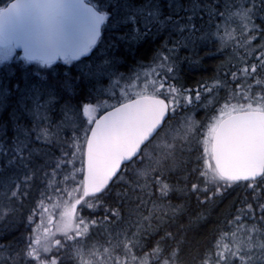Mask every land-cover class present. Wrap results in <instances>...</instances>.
Returning a JSON list of instances; mask_svg holds the SVG:
<instances>
[{
    "label": "snow or ice",
    "instance_id": "snow-or-ice-1",
    "mask_svg": "<svg viewBox=\"0 0 264 264\" xmlns=\"http://www.w3.org/2000/svg\"><path fill=\"white\" fill-rule=\"evenodd\" d=\"M173 8L183 38L86 131L0 144V239L20 233L0 244V264H264V0ZM204 48L228 54L224 71L186 87L181 61L195 70ZM238 189L212 238L196 240L212 222L198 209Z\"/></svg>",
    "mask_w": 264,
    "mask_h": 264
},
{
    "label": "trees",
    "instance_id": "trees-1",
    "mask_svg": "<svg viewBox=\"0 0 264 264\" xmlns=\"http://www.w3.org/2000/svg\"><path fill=\"white\" fill-rule=\"evenodd\" d=\"M8 1L0 0V7ZM87 1L107 15L99 43L94 48L91 56L86 57L91 62L96 56V53L94 54L95 50L104 41L103 58L97 61L98 66H102L99 70L105 73L101 75L100 83L98 75L89 76V72L84 68H74V70H80L77 72L72 69L68 71L59 69L58 75L50 76L47 81H39L40 79L34 81L29 78L25 79L23 70L17 66H14V68L1 66L0 144L5 146H12L16 143L26 145L36 138L42 129L55 128L61 125L62 122L66 121L65 117H68L67 124L74 127L61 132L69 135L73 131L80 133L78 131L82 129V119L79 114V108H74L77 111V117L68 115L73 106L75 107L79 102L86 103L88 98L93 96V91L97 86L102 84L101 81H109L108 77L114 78L118 71L126 72L128 68L135 66L137 62L149 61L155 53L164 50L166 44L170 47L172 41L183 38L180 29L174 23L175 17L173 13L175 9L173 4L176 0ZM165 7L168 9L167 13L164 12ZM197 47L199 48L200 45H197ZM199 54L204 59L195 66V70L188 66L187 60L181 61L182 75L187 81L186 87H195V81L202 76L212 77L217 71L223 72L221 68H218L223 61L219 60L220 55L214 57L205 56L206 54H211L210 48H204ZM181 55L185 56L187 54L182 52ZM86 59L84 61H87ZM9 69L12 73H9ZM30 85L35 86L31 93V96L33 94L32 99L36 98L39 90L46 92L44 97L48 99L46 102L49 106L47 111L40 112L41 110L37 109L35 101L25 92ZM45 98L41 97L39 101L37 100L39 108ZM33 107L39 111L38 113H42L45 116L42 125L38 126L39 123L35 124L33 122L32 118L34 115L31 114ZM238 193L244 194L242 189H238L237 192L232 193V196L219 204L214 211L211 210L212 205H206L204 209H198L202 213L204 220L210 219L212 222L207 223L206 229L200 236L195 238L196 240L203 244L212 238L213 232L217 227L215 221L217 219L223 220L224 216L231 210L230 205ZM237 206L239 207V205ZM84 214L87 215L88 210ZM19 234V231H14L11 235H7L6 240L0 239V244L11 241L13 235L19 236Z\"/></svg>",
    "mask_w": 264,
    "mask_h": 264
},
{
    "label": "water",
    "instance_id": "water-1",
    "mask_svg": "<svg viewBox=\"0 0 264 264\" xmlns=\"http://www.w3.org/2000/svg\"><path fill=\"white\" fill-rule=\"evenodd\" d=\"M0 13V38L25 60L43 63L90 56L104 23L86 0H9Z\"/></svg>",
    "mask_w": 264,
    "mask_h": 264
},
{
    "label": "rangeland",
    "instance_id": "rangeland-1",
    "mask_svg": "<svg viewBox=\"0 0 264 264\" xmlns=\"http://www.w3.org/2000/svg\"><path fill=\"white\" fill-rule=\"evenodd\" d=\"M4 6V5H3ZM2 6V7H3ZM0 7V9L2 8ZM106 14V13H105ZM102 42V41H101ZM101 44V43H100ZM98 45V44H97ZM105 43L104 41L102 42L101 46L99 45V48L95 50L94 54L96 53V58L94 57V59L90 62L88 59H86L87 61H84V59H81L79 61H76L77 63H73L71 60L69 59H65V60H59L57 62L54 63H43V62H39V61H27L24 58H22L21 54L16 52L12 46L8 45L7 43H5L1 38H0V67L1 66H6V67H12L14 68V66L19 67L20 69L23 70L24 74L23 77L25 79H32V80H43V81H47L50 76H57L59 69H61V71H68L70 69L74 70V68L77 69H85L87 70L89 73L88 75H98L99 76V83H100V79H101V75L105 74L103 72H101V70H99L102 66H98V60L103 58V49H104ZM94 50V49H93ZM164 50H160L157 53H155L149 61H145V62H137L135 64V66H132L130 68L127 69L126 72H116L115 77H108L109 81L107 82H103L101 81L102 84H100V86H97V88L93 91L94 94H92V97L88 98V101L86 103L83 102H79L78 104H76V106L72 107V109L68 112V115L70 116H74L77 117V111L75 110L76 108H79V114L81 115V119H82V129L78 132H82V131H86L87 130V126L89 124V121L93 118H95L97 116V112H102L103 110H105V108L117 103L118 100L122 99L121 97V89L124 88L130 81L132 78H134L138 73L141 74V77H143V72L155 61L158 60V56L161 52H163ZM224 58V59H223ZM228 58V54L225 53V55L219 57V60H223L225 61ZM93 68V69H91ZM90 70V71H89ZM74 71H80V70H74ZM222 71H224V69H222ZM114 72V71H112ZM9 73H12V71L9 69ZM34 77V78H33ZM36 78V79H35ZM38 78V79H37ZM211 82V81H210ZM143 79H141L140 81V85L141 87H143ZM35 88V86L30 85V87L28 89L25 90V92L27 93V95L32 99L31 93L32 90ZM195 88V87H193ZM137 91H140V88H136V87H128L127 88V92L132 94L133 97L135 95V93ZM46 92L39 90L38 93L36 94V98L32 99L33 101H35V105L37 107V109L40 112L43 111H47V107L48 103H46L48 101V99H46L44 97V94ZM223 92L218 93V95H223ZM43 97L45 98V101H43L41 103V107L39 108L37 106V100L39 101V99ZM209 100H211V98H209ZM221 103H223V101H221ZM92 106L95 111H90L87 114H84V107L85 106ZM218 107V105H217ZM75 108V109H74ZM35 107H33L32 109V113L34 116L32 118L33 122L35 124L39 123V125H42L45 116L42 113H38L39 111L37 110ZM45 113V112H44ZM204 115V112L201 111L199 116L196 117L197 120H199L202 116ZM64 122L61 123V125H58V127L56 126L55 128H59L61 131L69 129L71 127L74 126H69L68 123V117H65ZM36 121V122H35ZM34 124V126H35ZM37 126V127H38ZM41 130V129H40ZM39 130V131H40ZM72 130V129H71ZM177 135L182 139L184 137V132H181L178 130ZM169 143H172L171 138H169ZM177 143H179V141H177ZM77 168H79V164H77ZM46 206L51 209V205L48 204L47 202ZM56 221V227H60V219L57 216L55 218ZM40 224L39 219H37L36 224L34 225V228L38 227V225ZM50 230H55L53 229L52 225H48ZM38 235H40L42 238L44 237V233L41 231L38 232Z\"/></svg>",
    "mask_w": 264,
    "mask_h": 264
},
{
    "label": "bare ground",
    "instance_id": "bare-ground-1",
    "mask_svg": "<svg viewBox=\"0 0 264 264\" xmlns=\"http://www.w3.org/2000/svg\"><path fill=\"white\" fill-rule=\"evenodd\" d=\"M170 12V11H169ZM206 56V55H205ZM197 66V65H196ZM216 66V65H215Z\"/></svg>",
    "mask_w": 264,
    "mask_h": 264
}]
</instances>
